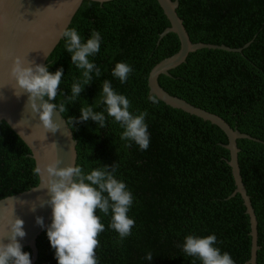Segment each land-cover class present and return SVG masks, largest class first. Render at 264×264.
<instances>
[{"label":"trees","instance_id":"1","mask_svg":"<svg viewBox=\"0 0 264 264\" xmlns=\"http://www.w3.org/2000/svg\"><path fill=\"white\" fill-rule=\"evenodd\" d=\"M178 16L192 42L224 44L239 50L201 47L185 61L160 74L158 83L168 93L221 116L232 127L253 138H237L243 185L257 220L256 264H264V0H178ZM170 21L157 0H109L72 28L86 42L93 30L102 36L101 48L90 57L101 75L85 85L75 102L62 113L67 123L79 118L81 106L99 101L105 80L131 101L135 115L147 111L150 145L141 151L121 140L123 129L107 117L105 127L89 119L69 127L76 139L75 164L85 172L116 164L115 176L126 183L134 202L128 215L135 220L132 234L120 240L109 227L111 212L97 215L105 225L96 250L99 264H202L182 251L185 237L215 234L216 247L227 251L235 264H251L250 217L228 164L227 134L216 124L165 104L147 100L148 73L180 47L175 32L161 33ZM49 71L63 68L56 103L71 94L81 70L71 64L62 37L46 60ZM118 62L134 72L126 83L112 75ZM131 143L130 147L126 144ZM34 186L25 143L0 121V198ZM106 195V194H105ZM34 264H58L47 229L36 238ZM23 250L31 253L28 246ZM151 252L153 259L146 255Z\"/></svg>","mask_w":264,"mask_h":264},{"label":"clouds","instance_id":"2","mask_svg":"<svg viewBox=\"0 0 264 264\" xmlns=\"http://www.w3.org/2000/svg\"><path fill=\"white\" fill-rule=\"evenodd\" d=\"M61 36L65 39V49L71 54V64L81 70V78L74 80L71 94L59 103L56 101L61 93V82L64 76L63 68L54 73L48 66L29 61L27 57L16 55L11 67V76L16 85L23 91L17 92V97L28 94L26 106L38 115L40 124L46 133L57 132L61 125L54 119V109L65 112L67 102H75L80 97L85 85L93 82V74L101 75V68L90 60L101 48L102 36L93 30L90 38L82 40L76 28H63ZM134 72V68L126 62H118L112 70V75L121 83H126ZM100 99L94 103L105 105L107 117H112L123 129L121 140L134 142L141 151H146L150 145V134L145 122L147 111L133 114L130 111L131 101L123 94H119L105 80L102 84ZM41 101L38 103L37 101ZM147 100L153 104L159 103L156 94H149ZM79 118L71 117L68 123L75 127L77 122L89 119L97 122L98 127L106 126L107 117L104 112L94 111L93 104L80 109ZM57 147L56 143H52ZM127 147L131 143L126 144ZM62 157L56 158L41 166L39 159L33 169L34 174L42 181L40 184L47 189L48 200H41L40 206L45 204L52 207V222L47 227V236L51 247L55 249L58 264H99L96 250L100 246L99 236L105 231V225L98 216L97 209L105 216L111 212L109 227L116 231L120 240L132 234L135 220L128 213L133 205L134 196L125 182L115 176L116 164L109 168L103 164L101 168H93L85 172L82 166L70 163L60 167ZM38 186V187H40ZM106 194V195H105ZM39 199V198H38ZM6 207V206H5ZM36 205H32L35 211ZM7 224L0 231V264H32L31 253L23 250L19 238L26 236L23 227L24 220L15 215V203H12L11 216L6 217ZM37 224L43 226V217L36 218ZM215 234L199 237L188 235L182 245V251L189 257L199 259L202 264H235L230 253L221 252L216 247ZM145 259L151 261L153 255L149 252Z\"/></svg>","mask_w":264,"mask_h":264},{"label":"water","instance_id":"3","mask_svg":"<svg viewBox=\"0 0 264 264\" xmlns=\"http://www.w3.org/2000/svg\"><path fill=\"white\" fill-rule=\"evenodd\" d=\"M107 1L109 0H0V121H5L25 143L34 180V186L0 198V231L4 230L7 224L6 217L11 216L12 203H15V215L24 220L23 227L26 231V236L18 237V239L23 247L28 246L31 249L32 264H34L38 253L36 238L52 222V207L47 204L43 207L40 206V201H46L50 199V196L47 189L43 188V185L40 186L41 179L33 172L36 159H39L42 167L57 155L62 157L60 167L70 163L75 164L77 141L74 139L66 119L58 109H54V119L60 123L61 128L55 133L47 132V139H44L45 129L40 124L38 115L33 113L29 106H26L28 94L23 93L19 97L15 95V90L17 92L23 90L18 88L11 76L13 59L16 55H21L27 57L29 61L46 65L47 57L62 38L61 30L72 28ZM157 1L170 21V26L164 29L161 36L167 32H175L179 38L180 47L174 54L163 58L150 69L147 77L149 93L156 94L158 99L169 106L182 109L216 124L227 134L228 143L225 146L230 152L228 164L231 166L236 184L233 194L235 192L241 194L246 212L250 217L252 248L251 258L248 262L256 264V250L259 247L257 244V220L241 179L238 164L239 148L236 143L237 138L253 137L232 128L221 116L168 93L158 83L160 74H168L170 69L185 61L189 52L198 48L239 49L230 48L224 44L192 42L182 19L176 12L178 0ZM54 142L57 147L52 144ZM33 204L36 205L35 211L31 210ZM38 216L43 217V226L37 224Z\"/></svg>","mask_w":264,"mask_h":264}]
</instances>
